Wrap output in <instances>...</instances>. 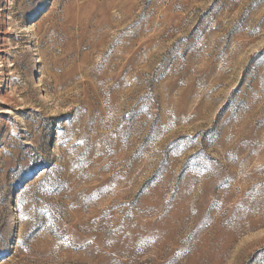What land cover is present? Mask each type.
<instances>
[{
    "label": "rangeland",
    "instance_id": "rangeland-1",
    "mask_svg": "<svg viewBox=\"0 0 264 264\" xmlns=\"http://www.w3.org/2000/svg\"><path fill=\"white\" fill-rule=\"evenodd\" d=\"M0 264H264V0H0Z\"/></svg>",
    "mask_w": 264,
    "mask_h": 264
}]
</instances>
